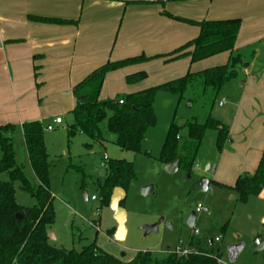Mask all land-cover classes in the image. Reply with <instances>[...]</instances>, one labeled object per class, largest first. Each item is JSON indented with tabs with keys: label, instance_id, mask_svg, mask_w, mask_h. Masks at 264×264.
<instances>
[{
	"label": "crops",
	"instance_id": "1",
	"mask_svg": "<svg viewBox=\"0 0 264 264\" xmlns=\"http://www.w3.org/2000/svg\"><path fill=\"white\" fill-rule=\"evenodd\" d=\"M166 13L196 22L241 19L234 54L244 58V66L239 67L242 82L227 83L237 92L227 94L229 101L222 98L223 105L219 102L221 107L229 103L221 117L229 127V138L211 187L214 183L233 186L240 175L253 174L264 156V69L255 63L256 52L264 53V0H0V125L12 123L23 134V123L28 121L48 125L61 117L64 124L62 116L67 115L73 122L76 87L108 61L150 57L107 73L100 99L144 90L229 61L230 52L196 62L190 56L160 57L200 33L197 24ZM29 15L67 22L34 21ZM251 50L252 59L248 57ZM141 71L146 72L144 79L128 82L129 75Z\"/></svg>",
	"mask_w": 264,
	"mask_h": 264
},
{
	"label": "rangeland",
	"instance_id": "2",
	"mask_svg": "<svg viewBox=\"0 0 264 264\" xmlns=\"http://www.w3.org/2000/svg\"><path fill=\"white\" fill-rule=\"evenodd\" d=\"M250 53L248 57L251 55L252 59L255 53L253 50ZM255 60L262 65L259 68L264 69V53L257 51ZM238 73L234 80L239 79L240 85L242 72ZM230 86L227 84L216 92L212 88H204L200 81L192 80L182 94L160 89L154 103L156 122L148 128L142 153L138 154L123 151L115 145L114 135L108 132L106 121L102 123V129L108 141L103 145L92 142L81 132L69 137L67 126L73 122L67 115L62 116L64 124L53 131L45 130L49 183L55 196L53 205L56 211V220L49 227V232L54 235L50 239L51 244L62 249L81 250L96 241L104 250L129 261L138 251L163 255L167 247L173 249L182 243L183 246L191 244L199 250L209 249L218 254L219 264H264V250L256 252L253 248L254 240L264 237V196L261 194L242 201L236 192L219 183H214L209 192H203L200 187L194 188L203 177L217 181L214 170L220 162L223 147L221 150L218 148L216 129L206 130L191 172L179 168L174 173H168L165 164L158 161L173 123H204L210 115L221 120L229 103L221 107L219 102L222 98L229 101L228 95L237 92ZM187 135L186 125L180 130L183 142L188 140ZM13 143L17 163L24 168L30 182L39 185L40 180L31 166L24 136L19 129L13 135ZM87 144L93 147H87ZM106 155L131 160L135 164L136 178L127 188L126 199L122 202L126 211V235L122 240L114 235L118 222L110 202H102L101 187L105 181L102 170ZM208 165L210 169H207ZM0 177L8 179L6 173ZM148 185L154 186L150 196L141 195V189ZM14 186L19 204H36V199L21 189L19 181ZM93 195L97 200L90 199ZM199 205L207 207L210 214L197 211ZM191 211L196 212L194 228L198 229V233L186 224ZM161 220L158 231L145 235V225ZM216 237L220 240L216 241ZM237 244H242L243 249L238 258L230 262L229 248Z\"/></svg>",
	"mask_w": 264,
	"mask_h": 264
},
{
	"label": "trees",
	"instance_id": "3",
	"mask_svg": "<svg viewBox=\"0 0 264 264\" xmlns=\"http://www.w3.org/2000/svg\"><path fill=\"white\" fill-rule=\"evenodd\" d=\"M168 16L174 17L170 13ZM176 19L200 26L199 35L170 53L160 55L167 60L190 56L192 62L210 56L230 52L226 64L206 68L162 84L110 99H100L101 89L110 71L149 60L144 55L117 61H108L94 70L75 89L76 106L72 110L73 123L67 126L68 136L77 132L85 134L91 141L103 145L108 141L102 123L106 121L108 132L114 135L113 142L121 150L134 154L142 153V145L149 127L156 122L155 97L160 89L182 94L188 82L197 80L204 88L219 92L227 83L238 76L239 67L244 66L241 53L234 54L235 43L241 28V19L192 21L183 17ZM29 19L40 22H67L63 19L40 15H29ZM141 71L127 77L128 82L144 79ZM124 103L120 104L119 100ZM187 125L188 140L182 141L180 130ZM218 131L219 150L229 138V127L221 120L209 116L206 122L173 123L168 131L158 161L165 164L181 158L180 168L191 172L193 161L201 146L207 129ZM17 127L12 124L0 125V264H219V255L209 249H200L188 256H177L170 249L163 255L152 251H138L129 261L116 257L101 248L96 241L81 250L62 249L51 244L49 227L56 220L55 199L49 183L48 152L45 143V126L40 121L23 123V136L31 166L40 180L33 185L16 161L13 135ZM91 147V144H87ZM107 156V155H106ZM106 175L102 191V202L109 203L116 187L127 190L136 178L135 164L131 160L105 158ZM19 181L21 189L36 199L33 206L19 204L14 183ZM225 186V185H224ZM236 192L242 201L258 196L264 189V156L253 174L240 175L233 186H225ZM122 205V204H121ZM21 214L18 221L16 215Z\"/></svg>",
	"mask_w": 264,
	"mask_h": 264
},
{
	"label": "water",
	"instance_id": "4",
	"mask_svg": "<svg viewBox=\"0 0 264 264\" xmlns=\"http://www.w3.org/2000/svg\"><path fill=\"white\" fill-rule=\"evenodd\" d=\"M113 1H119V2H124V3H167V2H174V1H189V0H113ZM180 164H181V158L176 157L174 160L165 163V170L168 173H174L180 168ZM106 173H107L106 169H103L102 175L105 176ZM153 187H154L153 185L144 186L141 189V192H140L141 195L146 196V197L150 196V194L153 191ZM198 187H200L203 192L211 191L212 190L211 180L206 177L201 178L197 182L194 188H198ZM85 197L86 199H88L87 193L85 194ZM125 199H126V190L123 189L122 187H116L111 195L110 206H111V209L114 211L115 219L118 222V227L116 231V238L118 240L124 239L126 235V227H125L126 211L121 205ZM16 217L18 221H20L22 218V215L19 213L16 215ZM161 222L162 220L155 224L145 225L143 227V230L145 231V235H148L152 231H158ZM195 223H196V212L191 211L186 218V224L188 225L189 228H194ZM48 238L52 239L54 238V235L48 232ZM253 248L256 252H261L262 250H264V237H257L253 242ZM169 249L170 248L167 247V250ZM242 249H243L242 244L232 245L229 248L230 262H234L238 258Z\"/></svg>",
	"mask_w": 264,
	"mask_h": 264
},
{
	"label": "built area",
	"instance_id": "5",
	"mask_svg": "<svg viewBox=\"0 0 264 264\" xmlns=\"http://www.w3.org/2000/svg\"><path fill=\"white\" fill-rule=\"evenodd\" d=\"M119 103L122 104L124 103V100L123 99H120L119 100ZM225 103V100H223L222 102H220V105H223ZM62 124V118L61 117H56L52 123H49L48 125L45 126V130L47 131H53L55 129V127L57 125H60ZM107 156H105L106 158ZM91 199L92 200H97V197L95 195L91 196ZM197 211H202V212H205V213H208L210 214V210L203 206V205H199L198 208H197ZM198 229H195L194 228V233H198ZM216 241H219L220 238L217 237L215 238ZM170 251L173 253V254H176L177 256H188L190 254H193V253H197L199 251V249L197 247H194L193 245H188V246H183L182 243L178 244L175 248L173 249H170Z\"/></svg>",
	"mask_w": 264,
	"mask_h": 264
}]
</instances>
